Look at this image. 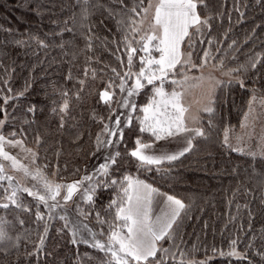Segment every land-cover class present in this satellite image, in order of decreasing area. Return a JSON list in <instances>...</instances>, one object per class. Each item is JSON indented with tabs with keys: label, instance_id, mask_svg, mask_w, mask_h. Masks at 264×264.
<instances>
[{
	"label": "trees",
	"instance_id": "obj_1",
	"mask_svg": "<svg viewBox=\"0 0 264 264\" xmlns=\"http://www.w3.org/2000/svg\"><path fill=\"white\" fill-rule=\"evenodd\" d=\"M147 2L0 0V120L6 116L2 133L36 146L48 178L67 184L84 176L96 138L117 104L113 97L105 103L100 94L109 84L119 85L113 68L121 76L127 71L130 26ZM197 11L202 19L211 17V30H190L194 61L198 65L211 51L225 70L239 71H232L215 97L214 111L195 128L203 136L186 132L172 137L183 140L180 150L191 139L192 147L183 156L141 166L129 155L135 138L149 144L155 138L132 133L128 125L109 173L114 180L136 177L185 204L170 236L159 241L160 251L147 264H264V157L235 152L224 140L226 131L239 128L251 96H264V0H204ZM254 60L259 63L252 68ZM137 63L133 56L132 70L139 69ZM147 98L135 99L134 116L139 117ZM65 102L68 107L61 111ZM136 126L140 129L141 124ZM8 184L7 178L0 180L2 194L10 192ZM113 193L110 185L101 188L94 205H108ZM17 194L22 207L9 201L7 209L0 208L11 234L0 242V264H104L111 258L90 246L105 243L95 231L94 239L92 234L88 239L77 236L81 222L74 216L67 213L72 220L67 223L61 219L68 218L64 213L53 215L51 207L26 192ZM37 214L43 219L37 220ZM233 241L244 259L227 255Z\"/></svg>",
	"mask_w": 264,
	"mask_h": 264
},
{
	"label": "snow or ice",
	"instance_id": "obj_2",
	"mask_svg": "<svg viewBox=\"0 0 264 264\" xmlns=\"http://www.w3.org/2000/svg\"><path fill=\"white\" fill-rule=\"evenodd\" d=\"M86 2V0H85ZM120 3H123V0H119ZM143 0H141V3ZM204 4V0H159L155 8L154 15V28L158 30L153 31L151 34L147 35L145 38H141L144 41L141 45V51L146 55L139 58L140 67L136 72L132 71L133 67V55L137 52V49L128 45L129 54L127 56V71L121 76L120 73L116 72V69L113 68L112 71L120 78L119 88L121 92L125 91V82L128 79L134 78V84L132 88L127 90L126 95L128 97L138 94L139 91L146 87V85L153 86L154 97L148 105L141 109L144 113L143 119L140 120L141 127L139 131L149 132L155 138V141H160L167 137L179 136L182 133L194 132L196 136H203L204 132L197 129H189L184 120V114L187 109L182 104L181 92L172 91L170 94L164 90V83L169 79V74H175L177 65H180L183 68L185 65L189 64L191 61V52L188 53V60H182V53L180 51V46L184 42L185 38L190 36V29H195L196 34H202L203 28H208L211 30L210 19L211 17L201 18L200 14L197 11L198 5ZM206 6V5H205ZM151 7V4H149ZM142 11H147V9L141 8ZM131 11L135 12L136 8H132ZM242 15V14H241ZM119 22V21H118ZM71 31V29H68ZM136 31V29H133ZM127 39V37H125ZM154 41L158 43L153 44ZM209 44L212 41H208ZM91 46V45H89ZM155 50L160 55L158 58L152 55V50ZM209 53L206 51L204 53L205 62ZM123 63V61L121 62ZM259 60H254L251 62V67L255 68ZM192 67H197L193 64ZM232 71H239V69H233ZM185 76V80H187ZM159 81V85L156 82ZM146 82V84L144 83ZM172 84L179 83L178 81L172 80ZM241 86L243 87V81H240ZM113 84H109L108 88H112ZM114 93H109L105 90L100 94L101 99L105 103H109L112 100ZM156 97H159L157 100ZM7 98H5L4 103L6 104ZM121 106L128 108L130 107L133 111L136 109L135 104H129L127 99H124L120 102ZM68 105L65 102L61 111L67 109ZM32 111V109H29ZM208 112L212 111L211 107L205 109ZM111 118V117H110ZM6 119V117H5ZM4 123L3 120H0V125ZM117 128H119L121 121L117 117L114 121ZM129 126L131 124V118L126 122ZM104 131L107 132L110 136H116L115 131H110L108 125H104ZM11 135H15L13 132ZM122 138V133L120 134ZM97 146L101 145H111L112 141H102L100 136H97ZM227 142V137L225 138ZM8 144L12 147L21 145V141H12L6 140L5 136L0 135V159L8 161L11 163V167L17 170H23L26 176L31 175L32 179H40L43 181V193L33 188L24 187L23 189H18L16 187H11V181L13 180L12 176H7L9 181V187L11 188L10 193L7 195V199L11 202L12 205H18L17 201V192L23 191L26 192L29 196L34 197L45 205H48V201H56L57 197L61 195V191L65 190L66 194L63 196V201L67 204L68 201H71L73 196L80 191L81 185L87 183L88 193L95 192V186L91 185L93 176L85 175L80 180L67 185L53 184L43 177V173L37 169L35 174L29 172V169L25 167L15 156L10 155L4 150V145ZM192 147L191 139L187 140V147L182 151L176 154H163V155H154L149 154L146 150L152 148V145L149 143H142L140 139L136 140V147L132 150L129 155L139 162L141 166H152L160 165L164 161H175L179 157L183 156L188 152ZM30 154L31 150H27ZM34 157V154H32ZM120 156V153L117 151L115 155H110L107 159L110 160L111 164L117 162V157ZM159 171V169H157ZM109 171V164L101 165V173L107 175ZM5 166L0 164V180L5 179ZM128 182L127 187L123 188V197L120 198L119 203L117 201H112V205H116V219L124 222V227L127 229V233L122 234L120 231L113 230L110 235L107 243H101L100 241H95L90 246L95 249H99L106 253H110L111 258L104 262V264H147L149 258H155L157 252L160 249L157 248V241L164 239L167 236H170V232L173 229V225L176 224L177 219L180 216L181 210L185 208V204L174 198L173 196H167L168 211L162 216L157 217L156 221L153 222L150 218V205H151V196L153 193L157 192V189L151 187L149 184L145 183L142 180L133 181L131 177H124ZM110 184H117L116 180H111ZM84 195V194H82ZM85 199L92 201L93 196L91 194H86ZM57 204L50 205V207L55 208ZM9 207L8 203L0 204V208L7 209ZM111 207V205H110ZM97 221L104 223L101 220L99 214H97ZM37 220H42L43 216L37 214ZM65 219V217H61ZM85 229L91 232V229H88L87 225H84ZM47 228H45V232ZM76 233L74 232L73 235ZM95 236V234H93ZM6 239V233L0 228V242ZM74 239L72 243H76ZM40 243L43 244V238H41ZM87 243V241H84ZM233 249L227 255L236 256L239 259H244L245 256L236 252L235 244L233 241ZM118 246V247H117ZM167 251L166 249L164 250ZM224 255V253H221ZM159 264V262H158Z\"/></svg>",
	"mask_w": 264,
	"mask_h": 264
},
{
	"label": "rangeland",
	"instance_id": "obj_3",
	"mask_svg": "<svg viewBox=\"0 0 264 264\" xmlns=\"http://www.w3.org/2000/svg\"><path fill=\"white\" fill-rule=\"evenodd\" d=\"M159 3V0H148L146 6L144 9H147V11H140V13L135 17V19L132 21V26H130V38L128 40V45L130 44L131 47H134L137 49V52L133 55L134 58H136V61L139 63L138 68L140 67V61L139 58L141 55L145 56L146 54L141 51V45L144 41L141 40V38H145L147 35L151 34L153 31L158 30L154 28V15H155V8L157 4ZM149 4H151V7H149ZM133 29H136V31H133ZM194 29V28H193ZM192 30V29H190ZM158 43L157 41H154L153 44ZM180 51L182 53V60H188V53L191 52V61L189 64L185 65L183 68H181L180 65H177V68L175 70V74L170 73L169 79L165 81L164 83V90L167 93H171L172 91L181 92L183 94L182 96V104L187 109V111L184 114V120L185 124L189 129L196 128L199 123L201 122V119L204 118L206 115H209L214 111L215 107V97L218 94V91L220 88L227 82L232 75L231 70H225L220 63L214 62V59L211 57L212 52L209 53V57L207 58V62H205V58L202 60L201 63L197 65V63L194 61L193 55H194V49L193 44L188 41V38H185L184 42H182L180 46ZM152 55L156 58L159 57V53L156 52L154 49L152 50ZM197 65V67H192L191 65ZM136 66H134L135 68ZM133 68V72L134 71ZM139 69H137L138 71ZM185 76H187V80H185ZM134 79V78H133ZM133 79H128L125 82V91L121 92L119 85L114 86L112 88H109V93H114L112 96L116 101L117 104L114 107L111 118H109L108 122L106 123L108 125V129L110 131H115L117 133L116 136H110L107 134V132L104 131V128L101 132L100 138L102 141H108L111 140V145H101L96 147L94 153L91 156V159L89 161L88 167L84 173L85 175L93 176V180L91 181V185L95 186V192L88 193L87 183L84 185H81L80 191L77 192L71 201H68L67 204L63 201V196L66 194L65 190L61 191V195L57 197L56 201L49 200L48 205L57 204L59 202L58 206L55 208H50V211L53 215L64 213L67 215L74 216L77 220L81 222L80 227L76 224V226L80 229L81 232H78L77 236L81 239V237H88V234H92L90 236L91 239H94L93 233L94 231L100 236V238L105 240V243L108 242L109 235L113 230L120 231L122 234L127 233V229L124 227V222L121 220H117L116 217V205H112V201H117L119 203L120 198L123 197V188L127 187V181L124 179V177H131L130 175H125L124 177L120 179H115L117 181V184L112 185L110 184L112 174L110 172V168L113 164H111L110 160L107 159L110 155H115V153L118 150L119 143L121 141V133L126 131V128H128V124L126 123L129 118H131V126L128 130H131L132 133L139 129L135 125H140V120L143 119L144 113L140 110L139 117L134 116V111L128 107L125 108L121 106L120 101L127 99L129 101V104H135L134 101L136 98L141 95L142 99L147 98V95L150 96V100L147 98V103L145 102L144 107L148 105L149 102L154 97L153 92V86L152 85H146L145 88L141 89L138 94H134L131 97H128L126 95L127 90L132 88L134 84ZM175 80L179 83L172 84L171 81ZM120 82V81H119ZM146 84V82H144ZM160 83V82H159ZM157 83V85H159ZM120 84V83H119ZM142 93V94H141ZM147 94V95H146ZM158 100L159 97H156ZM211 107L212 111L208 112L205 109ZM141 108V109H142ZM5 117H3L4 123H5ZM117 117L120 119L121 124L119 128L116 127L114 121L117 119ZM134 117L136 118L134 120ZM136 120L138 121L137 124L135 123ZM0 125V135L5 136L6 140H12V141H21V145L12 147L8 145L7 143L4 145V150L8 152L10 155L15 156L25 167L29 169V172L32 174H35L37 169H39L43 173V177L46 178L48 181H50L53 184H60V185H67L64 183H58L56 180V177L48 178L44 174V170L42 166L38 162V158L40 157V152L36 148V146H32L30 142L25 141L24 143L20 139H9L6 135H4L2 132L3 126ZM127 130V131H128ZM147 136L145 135V139L152 140L153 137H151V133L146 132ZM227 137V142H225L232 150L238 153H244V154H251L255 156L264 157V96L254 94L251 96L248 108L246 110V113L244 115V118L235 132H230L229 130L226 131L224 140ZM143 138V139H144ZM143 142L142 138H138ZM137 139L135 138V141ZM172 139V137H167L163 141H155L154 143H151L152 148L149 150H146L149 154L154 155H163V154H176L182 150V143L183 140H176ZM177 141H179V145L175 146ZM153 142V141H151ZM172 145L174 147L180 148L178 151L171 152ZM173 147V148H174ZM172 148V149H173ZM31 150V153L34 154V157L32 154H30L27 150ZM0 164H3L5 166V178L7 176H12L13 180L11 181V187H16L18 189H23L24 187L33 188L34 190H38L41 193H43V181L40 179H32L31 175L26 176L23 172V170H17L11 167V163L8 161H4L0 159ZM109 164V171L107 175H103L101 173V165ZM83 176V177H84ZM133 181L140 180L136 177H131ZM9 185V184H8ZM113 187L114 193L112 195V201L103 207H97L93 203V199L96 196L97 192L104 187ZM152 187V186H151ZM4 189L0 186V203L4 202L7 203L9 200L7 199V195L10 192H4L2 194V191ZM11 191V190H10ZM23 191H18L17 193ZM84 194V195H82ZM86 194H91L93 196L92 201H88L85 199ZM19 195V194H17ZM165 199H167L166 195L160 193L157 191L156 193H153L151 196V205L150 207V218L153 222L156 221L157 217H162L164 215L165 207L168 208L166 203L164 202ZM164 200V201H163ZM169 203V202H168ZM167 203V204H168ZM45 205V204H44ZM111 205V207H110ZM166 205V206H165ZM165 206V207H164ZM166 208V209H167ZM76 212L81 213L84 216V220H79L78 215ZM164 212V213H163ZM61 213V214H62ZM97 214H99L101 220L104 221V223H100L97 221ZM67 215L68 218H65V220L68 222H72L70 216ZM65 217V216H64ZM4 216L0 215V228L3 229V231L6 233V241L11 238V234L9 232V228L6 225V222L4 220ZM75 223V222H74ZM73 223V226H74ZM84 225L88 226V229H91V232L85 229ZM81 233V234H80ZM82 237V239H83ZM87 238V239H88ZM3 240V241H5ZM159 241H157V248H160ZM118 247V246H117ZM110 254V253H108ZM135 263V262H133Z\"/></svg>",
	"mask_w": 264,
	"mask_h": 264
},
{
	"label": "crops",
	"instance_id": "obj_4",
	"mask_svg": "<svg viewBox=\"0 0 264 264\" xmlns=\"http://www.w3.org/2000/svg\"><path fill=\"white\" fill-rule=\"evenodd\" d=\"M194 129H195V128H194ZM177 145H179V141H177V143H176L175 146H177ZM179 149H180V148H178V147H174L173 149H170V150H171V152H175L176 150L178 151ZM163 201H164V200H163ZM164 202H165V203H166V202L168 203L167 199H165ZM167 203H166V205L168 206L169 203H168V204H167ZM166 205H165V206H166ZM165 206H164V207H165ZM166 208H167V207H165L164 212H167V211L169 210L168 208H167V209H166ZM164 212H163V213H164ZM164 214H165V213H164Z\"/></svg>",
	"mask_w": 264,
	"mask_h": 264
}]
</instances>
